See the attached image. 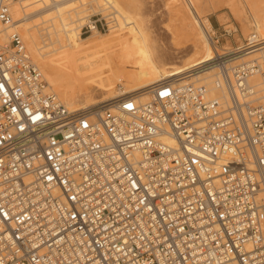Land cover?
Instances as JSON below:
<instances>
[{
  "label": "built area",
  "instance_id": "built-area-1",
  "mask_svg": "<svg viewBox=\"0 0 264 264\" xmlns=\"http://www.w3.org/2000/svg\"><path fill=\"white\" fill-rule=\"evenodd\" d=\"M13 1L0 0L3 24ZM9 40L0 264H264V101L247 83L258 63L233 64L229 51L189 72L216 69V96L189 75L74 110L18 33Z\"/></svg>",
  "mask_w": 264,
  "mask_h": 264
},
{
  "label": "bare ground",
  "instance_id": "bare-ground-1",
  "mask_svg": "<svg viewBox=\"0 0 264 264\" xmlns=\"http://www.w3.org/2000/svg\"><path fill=\"white\" fill-rule=\"evenodd\" d=\"M102 1V4L106 6L100 9L112 8L113 10L106 15H112L115 20V24L109 25V31L112 32V35L105 40H93L85 43V41L80 39L82 37L80 36V28L83 24L81 20L83 15L80 16V14L83 13L85 8H77L85 5L87 0H15L10 5L11 22L8 24L0 22V35L5 34L2 42L10 39L13 32L18 33L20 36L22 34L24 39L27 40L30 50L28 52L33 53L41 67L47 86L57 96H60L59 99L61 98L62 100H60L69 109L75 110L92 106L124 93L136 91L160 79L169 77L189 78V75H194L192 78L194 81L208 85L209 96H216L220 94V90L217 89L214 83L215 78L213 77L216 76L217 71H214L215 69L212 66L192 73L189 72L214 56L222 55L229 51L236 53L245 50L241 52L242 54L232 57L231 60L241 57L242 62L247 63L249 66L253 65V61L259 64V61H256L257 58L251 56L260 53L264 58V44H262L264 43V30L260 24L255 22L254 31L263 35L262 37L256 35L257 39L250 46L242 48V45L234 49H219L209 33L211 29L210 22L201 20L198 16L197 4L193 0H187L188 18L190 17L188 21L189 32L191 37L195 39L192 57L182 67L176 64L161 63L146 46L140 47L138 44H131L129 39L116 31L122 29V27H127L129 24L130 30L136 35L137 40L143 38V35L139 32V26L136 23H132L126 15H122L111 0ZM75 3L78 4L74 5ZM97 4L101 6L98 1ZM57 21H59L58 25L60 28L55 26ZM40 26L42 27L40 28ZM9 28L12 29L8 32ZM37 33L43 43L41 46L37 43ZM53 34L57 37L56 41L51 39ZM252 34L249 33L247 39L251 38ZM91 35H102V33L99 30L92 29V32L87 36ZM63 38L66 41L65 44L62 43ZM54 42H57L59 47L49 49L46 52L41 50L44 45L53 44ZM80 43L85 44L80 45ZM0 44L2 43L0 42ZM143 44L145 45V43ZM131 46L135 47L133 51L129 48ZM91 47H94V50H91ZM48 53L51 55L46 57L45 54ZM210 53L212 56H210ZM201 54H204L203 57L198 59L197 56H201ZM231 63L235 64L234 61ZM126 65H131L134 71L129 74L124 72L123 67ZM105 69L108 70L110 76H106ZM258 74L261 75L263 85H261V81L258 83L252 82V78L255 79V76L259 77ZM124 76L128 78L127 85H124L121 91L117 93L114 91L115 84L120 82ZM83 77H87V80L93 85L95 84L96 89L102 92L100 97L96 98L92 93H87L83 100L80 101L78 96L81 88H77L76 83ZM258 77L256 80L259 79ZM247 83L250 93L256 95L254 98L264 100V73L256 72L252 74L247 79ZM143 93L140 100H147L148 93ZM160 141L166 145L175 146L174 141L169 138L163 137Z\"/></svg>",
  "mask_w": 264,
  "mask_h": 264
},
{
  "label": "rangeland",
  "instance_id": "rangeland-1",
  "mask_svg": "<svg viewBox=\"0 0 264 264\" xmlns=\"http://www.w3.org/2000/svg\"><path fill=\"white\" fill-rule=\"evenodd\" d=\"M97 1L98 3L101 4V6H98ZM111 1L114 3L115 7L121 12L122 15H126V17L130 18L132 23H136L139 26V32L143 35V38H141L140 40H137L136 35L133 32H131L129 24L127 27L124 28L122 27V29L116 30L117 32L123 34L127 39H129V42H131V44H138L140 47L146 46L150 50V52L154 54V57L157 60H159V62L166 64H176L179 67H182V65H184L185 62L192 57V51H193L192 48L194 47L193 45L195 44L194 43L195 39L191 37V33L189 32L190 26L188 21L190 20V17L188 18L189 12H188L187 0H111ZM193 1L197 4L198 16L200 17V19L208 20L210 22L209 24L211 29L209 30L210 31L209 33L211 35V38L215 40L219 49H234L237 47H241L242 45L245 44V40L247 39L249 33H254L256 35H260L261 37L264 34L260 32L256 33L254 31L255 22L260 24L264 30V24H263L264 0H193ZM102 3H103L102 0H87V3L85 5L79 6L77 8V9L85 8L83 13L80 14V16L83 15L81 19L83 24L81 25L80 28V36L82 37H80V39L85 41V43L91 42L93 40L96 41L105 40L110 38V36L112 35V32L109 31V25L115 24V20L112 17V15L110 16L106 14L108 12H111L113 9L112 8H108L104 10L100 9L106 6ZM76 4L78 3H75L74 5ZM89 17L90 18L101 17L102 23H106L104 25V29L99 30V32L102 33V35L87 36L92 32V30L89 28L86 30L85 28L82 27L87 23ZM58 23L59 21L55 22V26L57 28H60ZM41 27L42 26H40V28ZM11 29L12 28H9L8 32L11 31ZM18 32L21 34L20 31ZM21 36L20 38L25 46L26 51L28 52L29 46L27 44V40H25L24 37ZM4 38H5V34L0 35V42L2 44L9 43L10 41L9 39H6L5 42H2ZM51 39L52 41H56L55 40L57 39L56 35L53 34ZM65 42L66 41L63 38L62 43L65 44ZM37 43L39 46L43 45V43L40 41V38L38 37V33H37ZM85 43H80V45H83ZM143 43H145V45ZM211 46L213 45L211 44ZM57 47H59V44L57 42H54L53 44L49 43L44 45V47H42L41 50L46 52L49 49L57 48ZM65 47L69 48L68 46ZM129 48H131L130 50L133 51L135 47L131 46ZM90 49L94 50V47H91ZM244 51L245 50H241L231 54L229 56V59H231L236 55L242 54L241 52ZM28 54L31 60L38 66L39 70L41 71V67L38 64L37 60L35 59L33 53L28 52ZM45 55L46 57H49L51 54L48 53ZM203 55L204 54H201V56H197V58L199 59L203 57ZM210 56H212L211 53ZM251 57L257 58L256 61H259V66H261L259 73L260 72L264 73V58L260 55V53ZM197 58H195V60H197ZM231 61H234V63H239L242 62L243 60L240 57V58H235ZM123 69H124L123 71L128 74L134 71V68L131 65H126L123 67ZM214 71H216V69ZM104 72L106 76H110V73L108 72L107 69H105ZM258 75L259 77L258 76L257 77L259 79L256 80L257 77L255 76V79L252 78V82L258 83L259 81H261V75L260 74ZM126 76L122 77L121 81L115 84L114 87L115 92L117 93L120 92L122 87H124V85L125 86L127 85L128 78ZM43 77L45 79L44 75ZM81 79H83L84 81ZM81 79L80 81H77L78 83H76V87L81 88V91L79 92V96H78L80 101L83 100V98L87 95V93H92L96 98L100 97L102 92L96 89L95 84L93 85L89 80H87V77H83ZM261 85H263L262 81H261ZM49 89L51 90V88ZM51 91L54 92L53 90ZM255 96L256 95H254V97Z\"/></svg>",
  "mask_w": 264,
  "mask_h": 264
}]
</instances>
